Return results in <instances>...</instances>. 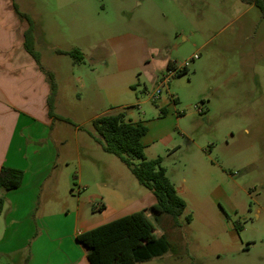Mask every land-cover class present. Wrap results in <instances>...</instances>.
I'll use <instances>...</instances> for the list:
<instances>
[{
    "label": "rangeland",
    "instance_id": "374dc122",
    "mask_svg": "<svg viewBox=\"0 0 264 264\" xmlns=\"http://www.w3.org/2000/svg\"><path fill=\"white\" fill-rule=\"evenodd\" d=\"M16 1L41 27L36 49L42 63L61 73L59 113L73 122L59 128L66 141L59 163L68 165L69 194L100 197L106 183L119 192L118 205L153 197L92 136L88 120L95 112L125 113L127 121L148 127L146 158L162 159L187 205L178 227L171 216L147 207L156 236L170 243L164 256L147 264H264L260 10L241 0ZM128 34L139 40L131 37L132 45L122 46ZM76 49L87 55L85 65L65 54ZM167 60L190 64L153 100L162 82L158 65ZM74 66L95 71L76 74L86 87L66 80ZM115 94L119 104L112 106Z\"/></svg>",
    "mask_w": 264,
    "mask_h": 264
},
{
    "label": "crops",
    "instance_id": "0c3cea01",
    "mask_svg": "<svg viewBox=\"0 0 264 264\" xmlns=\"http://www.w3.org/2000/svg\"><path fill=\"white\" fill-rule=\"evenodd\" d=\"M19 13L27 19L20 17ZM29 31L33 33L37 52L41 27L31 22L16 0H0V172L3 167H8L24 173L21 187L5 193L0 214V264H91L87 250L77 240L81 234L151 208L156 200L146 194L142 202L135 199L126 206L118 205L121 200L119 192L107 190L106 183V190L100 197L69 194L68 165L59 163L61 146L66 144L59 128L72 122L59 113L61 73L46 67L37 52L41 67L28 52ZM131 37L136 36L126 35L121 45H132V40H128ZM135 39L139 40L138 37ZM121 45L122 59L124 50ZM83 55V62L77 65H85L87 55ZM173 63L171 60L159 63L160 73L163 74ZM120 65L121 69L127 68ZM72 69L68 73L71 77L66 80L82 83L83 87L87 86L85 78L76 74L80 71L86 76L95 73L86 68L79 71L75 66ZM47 72L54 75L57 83L54 117L49 112ZM114 93L112 91L111 96ZM117 98L118 94H115L112 106L119 104L115 101ZM92 111L96 109L92 108ZM111 111L95 112L88 121L93 123ZM79 128L77 126V133H81ZM97 145L102 149L99 143ZM79 183L84 184V189L89 188L82 177ZM175 187L177 189L176 184ZM98 198L102 202L98 203Z\"/></svg>",
    "mask_w": 264,
    "mask_h": 264
},
{
    "label": "trees",
    "instance_id": "16d2710c",
    "mask_svg": "<svg viewBox=\"0 0 264 264\" xmlns=\"http://www.w3.org/2000/svg\"><path fill=\"white\" fill-rule=\"evenodd\" d=\"M241 1L257 7L264 20V0ZM19 15L27 19L25 15ZM26 46L41 66L40 56L34 49L32 31L27 34ZM65 54L73 58L75 64L84 60L83 53L78 49ZM182 73H187V70ZM46 74L50 84L49 112L54 117L57 83L54 75L49 72ZM163 114L165 116L166 112L163 111ZM93 128L92 136L102 146L103 151L119 158L138 183L155 197L156 203L150 210L157 215L171 216L174 226L178 227L179 218L184 214L187 205L162 166V159L146 158L142 139L147 135L148 127L140 122L127 121L125 113H118L98 117L93 121ZM23 178L24 173L20 170L8 167L1 169L0 214L5 204V193L21 187ZM187 220L191 222V217ZM77 240L87 250L91 264L144 263L164 256L170 248L166 237L158 238L155 235V226L148 217L147 209L85 232Z\"/></svg>",
    "mask_w": 264,
    "mask_h": 264
},
{
    "label": "built area",
    "instance_id": "2783aa9c",
    "mask_svg": "<svg viewBox=\"0 0 264 264\" xmlns=\"http://www.w3.org/2000/svg\"><path fill=\"white\" fill-rule=\"evenodd\" d=\"M198 56L195 55L194 58L191 59V61L197 59ZM190 62H185L181 65H173L171 64L162 74V82L160 88L157 90L156 94L153 96V100H156L158 96L161 94L162 89L168 86V83L171 78L175 77L176 75L180 74L184 70H187Z\"/></svg>",
    "mask_w": 264,
    "mask_h": 264
}]
</instances>
